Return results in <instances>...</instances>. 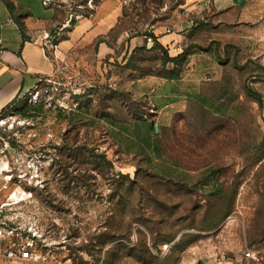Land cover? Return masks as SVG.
Wrapping results in <instances>:
<instances>
[{
	"label": "rangeland",
	"instance_id": "rangeland-1",
	"mask_svg": "<svg viewBox=\"0 0 264 264\" xmlns=\"http://www.w3.org/2000/svg\"><path fill=\"white\" fill-rule=\"evenodd\" d=\"M206 1L51 0L67 30L116 24L0 116V264H143L141 240L158 264H264V0L187 13ZM152 31L182 35L177 66L130 49Z\"/></svg>",
	"mask_w": 264,
	"mask_h": 264
},
{
	"label": "crops",
	"instance_id": "crops-1",
	"mask_svg": "<svg viewBox=\"0 0 264 264\" xmlns=\"http://www.w3.org/2000/svg\"><path fill=\"white\" fill-rule=\"evenodd\" d=\"M246 1L207 0L204 4L194 5L188 10L200 16L206 9L220 12L243 5ZM20 22H23L24 30L21 29ZM115 24L116 17L111 16L93 28L80 21L75 27L67 30L66 24L60 22L56 9L50 3L45 4L44 0H0V112L12 101L35 88L42 78L52 76L57 65L72 58L71 56L78 58L80 68L87 67L83 51L92 48L98 37L106 34ZM184 24L190 27L194 24V19L187 16ZM44 33L59 34L57 57L48 54L42 44ZM155 34L171 56L177 55L173 54V51L180 45L182 35L171 31H156ZM129 45L130 49L135 50L150 48L152 43H148L146 37L136 36L130 39ZM94 52L97 62L112 57L114 53L106 40L99 41ZM149 78L159 79L161 84L176 80L157 74H149ZM147 79L145 81H148ZM157 103L160 108H165L160 100H157Z\"/></svg>",
	"mask_w": 264,
	"mask_h": 264
},
{
	"label": "trees",
	"instance_id": "trees-1",
	"mask_svg": "<svg viewBox=\"0 0 264 264\" xmlns=\"http://www.w3.org/2000/svg\"><path fill=\"white\" fill-rule=\"evenodd\" d=\"M20 26L21 29L24 30V24L23 22H20ZM154 46L161 50L164 53V57H163V62L164 64L167 63H174L176 66L178 65V62L183 59L184 57H186L187 54V50L183 51L182 53L177 54L176 56H171L169 54V51L157 40V35L154 34ZM139 49H143V48H136L135 50H139ZM148 49V48H147ZM150 74H157L159 76H163L166 77L168 79H177L179 77V75L176 73V71L174 69H169L167 71V73H159V72H150ZM249 92L252 96L256 97L260 102H261V98L260 95L255 92L253 89L249 88ZM16 100L12 101L10 104H8L1 112H0V116H2L4 114V112L12 105L14 104ZM91 153L99 160V162L104 163L105 165H107V167L109 169H112L114 167L113 163L111 160H109L107 158V155L104 152H96L94 149H91ZM170 170H173L170 168ZM175 171V170H173ZM122 176V178H125L124 174H120ZM125 234H117L116 232L114 233H109V232H103L101 234H99L97 236V243L96 245L102 249L104 248L106 245L110 244V243H114L116 242L118 239L121 238H125ZM123 242H119L117 244H115L114 246H118L119 244H122ZM123 246V244H122ZM134 248L136 249L137 253L135 255L136 259H138L139 262L143 263V264H158L160 262V259L158 257H156L151 249L148 247V244L146 241L143 242V240H141L140 242H138L137 244L133 245Z\"/></svg>",
	"mask_w": 264,
	"mask_h": 264
},
{
	"label": "built area",
	"instance_id": "built-area-1",
	"mask_svg": "<svg viewBox=\"0 0 264 264\" xmlns=\"http://www.w3.org/2000/svg\"><path fill=\"white\" fill-rule=\"evenodd\" d=\"M45 4L51 3V0H44ZM187 12H190L188 9H186ZM154 34L155 31H152L148 36H146V41L148 43L154 42ZM59 41L60 36L59 34H52V33H44L42 38V44L44 45L46 51L48 54L52 55L53 57H57V51L59 47ZM3 234V230L0 229V236ZM260 250L255 249H248L245 252V255L247 257H253L256 258L257 252ZM30 257V251L26 248H21L20 250H16L14 248H10L6 250V258L8 259H27ZM223 258H226L225 255H223Z\"/></svg>",
	"mask_w": 264,
	"mask_h": 264
},
{
	"label": "water",
	"instance_id": "water-1",
	"mask_svg": "<svg viewBox=\"0 0 264 264\" xmlns=\"http://www.w3.org/2000/svg\"><path fill=\"white\" fill-rule=\"evenodd\" d=\"M157 126V125H156Z\"/></svg>",
	"mask_w": 264,
	"mask_h": 264
}]
</instances>
